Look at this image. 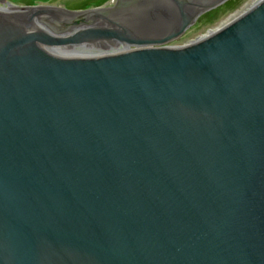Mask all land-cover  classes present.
<instances>
[{
  "label": "water",
  "instance_id": "1",
  "mask_svg": "<svg viewBox=\"0 0 264 264\" xmlns=\"http://www.w3.org/2000/svg\"><path fill=\"white\" fill-rule=\"evenodd\" d=\"M227 1L0 13V264H264V0L168 46Z\"/></svg>",
  "mask_w": 264,
  "mask_h": 264
},
{
  "label": "rangeland",
  "instance_id": "2",
  "mask_svg": "<svg viewBox=\"0 0 264 264\" xmlns=\"http://www.w3.org/2000/svg\"><path fill=\"white\" fill-rule=\"evenodd\" d=\"M98 1L101 0H1L0 7H53L57 8L56 10L58 12V18L75 19L74 16H66L65 14H62V11H58V9L81 13L85 10L100 8L109 0H104L102 5L95 7V5L98 4ZM253 1L255 2L256 0H236L234 3L236 5L230 7H226L224 5L226 3L225 2L221 6L217 7V11L215 13L210 14L209 12H211V10L207 12L209 13L208 16H206L207 13L200 16L197 21L180 38L169 43L168 46L173 48L182 47L206 36L208 32L218 29L223 24L230 22L232 19L236 18L241 13L246 11L249 7L254 4ZM42 18L49 19L51 17L49 15H43ZM83 53H86V51ZM90 53L96 54L99 53V51L93 49Z\"/></svg>",
  "mask_w": 264,
  "mask_h": 264
},
{
  "label": "bare ground",
  "instance_id": "3",
  "mask_svg": "<svg viewBox=\"0 0 264 264\" xmlns=\"http://www.w3.org/2000/svg\"><path fill=\"white\" fill-rule=\"evenodd\" d=\"M257 1H259V0H256L255 2H257ZM254 2V1H253ZM254 2V3H255ZM18 12V9H16V8H13V7H11V6H3V7H0V13L1 14H6V15H12V14H15V13H17ZM228 23V22H227ZM226 24V23H225ZM225 24H223V25H225ZM222 25V26H223ZM220 28V27H219ZM214 31H216V30H213V31H210V32H208V34L207 35H209V34H211V33H213ZM203 38V37H202ZM202 38H200V39H202ZM199 40V39H198ZM191 44V43H190ZM94 49H96V50H105V51H100L99 53L100 54H105V53H102V52H107V53H110V52H119V51H122V50H124L123 48H120L119 46H114V47H106V48H102V47H96V48H94ZM93 50V49H92ZM91 49H86V50H84V51H82V49L81 50H78V49H73V50H62L61 52H63V53H65V54H68V55H71V56H81V55H93L94 53H90L91 51H92ZM86 51V53H83V52H85Z\"/></svg>",
  "mask_w": 264,
  "mask_h": 264
},
{
  "label": "trees",
  "instance_id": "4",
  "mask_svg": "<svg viewBox=\"0 0 264 264\" xmlns=\"http://www.w3.org/2000/svg\"><path fill=\"white\" fill-rule=\"evenodd\" d=\"M235 1H236V0H229V1H227L224 5H225L226 7H230V6L236 5V4H234ZM103 2H104V0L98 1V4L95 5V7H96V6H100V5H102ZM216 11H217V8H216L215 10H212V11L209 12V13H210V14H211V13H215ZM209 13H207L206 16H208ZM204 17H205V16H204Z\"/></svg>",
  "mask_w": 264,
  "mask_h": 264
}]
</instances>
